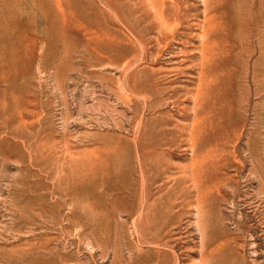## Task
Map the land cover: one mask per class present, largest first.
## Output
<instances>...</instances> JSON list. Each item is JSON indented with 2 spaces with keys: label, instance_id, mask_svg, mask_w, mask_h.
<instances>
[{
  "label": "rangeland",
  "instance_id": "1",
  "mask_svg": "<svg viewBox=\"0 0 264 264\" xmlns=\"http://www.w3.org/2000/svg\"><path fill=\"white\" fill-rule=\"evenodd\" d=\"M199 1L178 0L186 23L166 44L132 0H0V264H174L173 254L200 264L183 179L195 158L205 163L203 227L229 244L210 264H264V0ZM106 2L133 19L144 48ZM207 18L217 57L194 156L186 139ZM142 139L163 151L146 154L140 181Z\"/></svg>",
  "mask_w": 264,
  "mask_h": 264
},
{
  "label": "bare ground",
  "instance_id": "2",
  "mask_svg": "<svg viewBox=\"0 0 264 264\" xmlns=\"http://www.w3.org/2000/svg\"><path fill=\"white\" fill-rule=\"evenodd\" d=\"M133 1H135L134 3H133ZM201 1V0H200ZM199 1V2H200ZM208 1V0H207ZM207 1L205 0L204 2L205 3H207ZM201 2H203V0L201 1ZM200 2V3H201ZM203 2V3H204ZM126 3V2H125ZM132 5L136 8V11H137V13L139 12L140 13V16L143 14V13H145L143 16H145V17H148L149 16V13L150 14H152L153 15V17H154V20L156 21V27H157V30H156V36L155 37H153V41L155 40L156 41V43H159L162 39H164V40H166V44H167V42H169V41H167L168 39H170L171 38V40L172 39H174V38H176V36H178L179 34L177 33L178 32V28H179V26H180V24H183V22H184V17L180 14V5H178V0H170L169 1V3H170V6H174V12L173 13H171V14H169L168 13V11H167V9H166V2H165V0H132ZM106 5L111 9V10H113L112 12H113V15H114V17L119 21V23L121 22V23H124V24H126L127 25V27H128V29L131 31V33L133 34V36H134V38H136V43H137V45H138V47L140 46V47H143L144 48V45L146 46V43H147V41H143L144 39H142L141 38V34H139L138 35V33L135 31L136 29H137V25L135 24V22L133 21V19H132V21H131V19H129V17H127L126 16V14H125V12H124V10H123V8L122 9H118L117 11L114 9V8H112V7H110V3L109 2H106ZM206 4H204V9H208V10H211V7L210 6H208V5H206ZM184 6V5H183ZM189 6V5H188ZM196 6V5H195ZM201 6H203L202 4H201ZM187 8V7H186ZM173 9V8H172ZM203 9V10H204ZM185 10V9H184ZM205 10V11H206ZM204 11V12H205ZM201 12H203V11H200V13ZM127 13H128V11H127ZM189 14V13H188ZM203 14V13H202ZM139 16V17H140ZM188 16V15H187ZM203 17V19H204V16H202ZM187 18V17H186ZM187 20V19H186ZM189 20V19H188ZM155 21H154V23H155ZM189 22V21H188ZM187 22V23H188ZM203 22V21H202ZM184 23H186V22H184ZM118 24V23H117ZM192 24V23H191ZM200 25V24H199ZM201 25H202V23H201ZM183 26V25H182ZM186 26V25H185ZM185 26H183V27H185ZM187 27V26H186ZM191 27V26H190ZM203 31H202V33L200 32L199 34H201V36L198 34V36L197 37H201L200 38V40L202 39V42H201V46H200V48H199V53H197V54H199L200 55V60H197L198 61V63H197V66H198V68H199V73H197L196 72V74H198V78H197V82H195V84L197 83L198 84V87H197V90H196V93L194 94V95H192L190 98L193 100V103H194V106H193V108H192V112H193V116H195V118H196V120L193 122V121H191V125H190V127H189V130H188V132L190 133L189 135H190V137L188 138V139H186V140H188L187 142L189 143L190 141H191V145H190V147H191V151L190 152H192V154L194 155V156H196L197 155V153L199 152V148L200 147H202L203 146V139H201L200 137H202V134H203V131H202V129H203V125H201V120L198 118V117H200L201 116V114H202V112H203V102H204V100H205V94H207L206 93V90L207 89H205V87L209 84V81H208V79L210 80V78H211V76H212V71H213V63H214V58L216 59V57H217V53L214 51V47H213V43H211L212 41L210 40V37H211V35H210V33L213 31V29L215 28V26H214V19L213 18H207V19H205V21L203 22ZM180 28H181V26H180ZM198 28V27H197ZM197 28H195V29H197ZM200 28V27H199ZM191 29H192V27H191ZM194 29V28H193ZM186 30H187V28H186ZM201 30V29H200ZM199 30V31H200ZM188 31V30H187ZM191 31V30H190ZM198 31V30H197ZM120 32V31H119ZM118 32V33H119ZM186 34H187V32H185ZM191 33V32H190ZM193 33V32H192ZM181 34V33H180ZM184 35V34H183ZM189 35L190 34H188V37H189ZM151 36V35H150ZM182 36V35H181ZM192 36H193V34H192ZM111 37V36H110ZM128 38V37H127ZM155 38V39H154ZM186 38V37H185ZM192 38V37H191ZM196 38V37H195ZM129 40V39H128ZM179 40V39H178ZM181 40V39H180ZM189 40V39H188ZM195 40V39H194ZM196 40H198V39H196ZM113 41V40H112ZM183 41V40H182ZM186 41V40H185ZM181 42V41H180ZM200 42V41H199ZM175 43H177V42H175ZM184 43V42H183ZM182 43V44H183ZM181 44V43H180ZM181 44V45H182ZM176 45V44H175ZM188 45V44H187ZM190 45H191V43H190ZM155 46H157V45H155ZM193 47H194V45H192ZM158 47V46H157ZM184 47H185V45H184ZM191 47V46H190ZM174 48V47H173ZM172 48V49H173ZM189 48V47H188ZM108 49V48H107ZM140 49V48H139ZM156 49V48H155ZM178 49V48H177ZM190 49V48H189ZM180 52H182V51H186V50H180V49H178ZM197 49H195L194 50V53H195V51H196ZM164 51V50H163ZM187 51H189V50H187ZM146 52V51H145ZM174 52V51H173ZM177 54H179L178 52H176ZM183 54H184V52H182ZM181 53V54H182ZM168 54V53H167ZM166 54V55H167ZM149 55V54H148ZM185 55H187V53L185 54ZM192 55V54H191ZM198 55V56H199ZM152 56V55H151ZM150 55H149V57H151ZM161 56V55H160ZM169 56H171V55H169ZM189 56V55H188ZM120 57H121V55H120ZM146 57V56H145ZM163 57V56H162ZM178 57V56H177ZM128 58V57H127ZM140 58V57H139ZM139 58H138V60H139ZM152 58H153V56H152ZM173 58V57H172ZM189 58V57H188ZM191 58V57H190ZM199 58V57H198ZM87 59V58H86ZM89 59V58H88ZM105 59V58H104ZM109 59V58H108ZM149 59V58H148ZM151 59V58H150ZM163 59H164V57H163ZM167 59V58H166ZM168 59H170V58H168ZM186 59V58H185ZM248 59V58H247ZM127 60V59H126ZM183 60V59H182ZM95 61V60H94ZM109 61H110V59H109ZM109 61H107V64L109 63ZM137 61V60H136ZM166 61V60H165ZM169 61V60H168ZM188 61H190L189 59H188ZM187 61V62H188ZM106 62V61H105ZM111 62V61H110ZM123 62V61H122ZM153 62V61H152ZM179 62V61H178ZM185 62H186V60H185ZM191 62V61H190ZM89 63V62H88ZM113 63V62H112ZM121 63V62H120ZM137 63V62H136ZM135 63V64H136ZM150 63V62H149ZM182 63V62H181ZM116 64H118V61H117V63ZM172 64V63H171ZM112 65V64H111ZM173 65V64H172ZM179 65H180V62H179ZM252 65V64H251ZM132 67V66H131ZM130 67V68H131ZM159 68H160V66H158ZM186 67V66H185ZM118 68H120V66H118ZM138 68V67H137ZM151 68V67H150ZM154 68V67H153ZM163 68V67H162ZM168 68V67H167ZM188 68V67H187ZM194 68V67H193ZM197 68V67H196ZM190 70H192V69H190ZM126 71V70H125ZM127 71H128V69H127ZM177 71V70H176ZM195 71H197L196 69H195ZM195 71H193V72H195ZM124 72V71H123ZM125 73V72H124ZM139 73V72H138ZM138 73H137V75H138ZM179 73L180 74H184V72H183V70L181 69L180 71H179ZM178 73V74H179ZM145 74V73H144ZM252 75V74H251ZM123 76V75H122ZM124 76H125V74H124ZM139 76V75H138ZM139 79V78H138ZM124 80V79H123ZM125 82V81H124ZM185 82V81H184ZM190 82V81H189ZM188 82V83H189ZM126 83V82H125ZM139 86V85H138ZM137 86V87H138ZM178 86V85H177ZM124 87V86H123ZM171 87V86H170ZM181 87V86H180ZM194 87H196V86H194ZM126 88V87H125ZM179 88V87H178ZM181 88H183V87H181ZM120 89V88H119ZM123 88H121V90H122ZM126 89H128V87L126 88ZM173 91H177V89H173L172 90V92ZM144 92V91H143ZM156 92V91H155ZM160 92V91H159ZM187 92V91H186ZM189 92V91H188ZM194 92H195V90H194ZM122 93V92H121ZM209 93V92H208ZM128 94V93H127ZM187 94V93H186ZM211 94V93H210ZM124 96V95H123ZM128 96V95H127ZM133 96V95H132ZM143 96V95H142ZM141 96V97H142ZM188 96H189V94H188ZM207 96V95H206ZM126 97V96H125ZM136 97V96H135ZM138 97V96H137ZM122 99V98H121ZM127 99H128V97H127ZM126 99V100H127ZM140 99V98H139ZM149 99V98H148ZM140 100H142V99H140ZM139 100V101H140ZM144 102V101H143ZM142 102V103H143ZM166 102V101H165ZM185 102V101H184ZM130 103V102H129ZM148 103V102H147ZM164 103V102H163ZM176 103V102H175ZM144 104V103H143ZM162 104V103H161ZM166 104V103H165ZM145 105V104H144ZM144 105H142L143 107H144ZM148 105V104H147ZM159 106V105H158ZM163 106V105H162ZM130 107V106H129ZM129 107H128V109H129ZM137 107V106H136ZM152 108V107H151ZM143 109V108H142ZM145 109V108H144ZM147 109V108H146ZM148 109H150L149 107H148ZM169 109H170V107H169ZM179 109H180V107H179ZM154 110V109H153ZM183 112V111H182ZM144 113V112H143ZM178 114V113H177ZM176 114V115H177ZM181 115V114H180ZM139 123V122H138ZM189 124H190V122H189ZM136 126H137V124H136ZM189 126V125H188ZM137 128V127H136ZM166 128V127H165ZM137 132V131H136ZM187 132V131H186ZM184 135V134H183ZM185 135H188V134H185ZM189 139H190V141H189ZM186 140H184V141H186ZM140 141V143H139V145L138 146H136V149H137V157H136V159L138 158V164L137 165H139V169H138V173H139V176H140V181H142V179H143V171H144V169H145V165H144V159L146 158L145 156H146V154H157V153H159V152H161V151H163V149L162 148H158L155 144H153V143H148L147 144V150H144L143 149V144H144V140L142 139V140H139ZM134 142V141H133ZM186 143V142H185ZM187 144V143H186ZM246 144V143H245ZM180 145V144H179ZM187 145H189V144H187ZM240 146V145H239ZM179 148V147H178ZM181 148H183V147H181ZM185 148V147H184ZM188 149H190L189 147H187ZM241 148V147H240ZM239 148V149H240ZM245 148V147H244ZM186 149V148H185ZM187 149V150H188ZM246 150V149H245ZM251 150V149H250ZM129 150H127V152H128ZM205 151V150H204ZM243 151V150H242ZM262 151V150H261ZM123 153H124V151H123ZM135 153V152H134ZM224 153V152H223ZM259 154H260V152H258ZM257 153V154H258ZM262 153V152H261ZM264 154V153H263ZM116 155V154H115ZM125 155H127V153L125 154ZM158 155V154H157ZM191 155V154H190ZM205 155V154H204ZM260 155H262V154H260ZM134 156V155H133ZM220 156V155H219ZM263 156V155H262ZM202 157V156H201ZM200 157V158H201ZM249 157V156H248ZM257 157V156H256ZM133 158V157H132ZM206 158H208V157H206ZM253 158V157H252ZM251 158V159H252ZM211 159V158H210ZM201 160V159H200ZM200 160H198V158H195V160H192L191 161V165L190 166H188V169L189 170H186L185 172H184V174H183V179L185 178L186 180L188 179V181L189 182H191L192 183V188L191 189H193L194 190V197L196 198L195 199V202H196V208L197 209H195V210H197L199 213H198V215H196V216H198V217H196L197 218V220H196V225H195V227H197V230H199L200 231V234H201V239H202V241H201V245H200V250H199V254H200V259H201V261H200V264H210V262H212V260L214 259L215 260V258H214V255H222L223 253L225 254L226 253V251H227V248H229V244H228V242L227 241H225V242H221V241H218V237H216V236H213V237H211L210 235H209V237L207 236V234H206V230L205 229H207V228H205L206 226H207V224H208V222L205 224L206 226L205 227H203L204 226V224L202 223V222H205V220L203 221V219H204V215H205V213L202 211V207H204V203L207 201V198H208V195H207V191H206V188H205V185H204V181L203 180H201L199 177H200V175L202 174V171H203V168L205 167V163H204V160L202 159L201 161ZM259 160V159H258ZM261 160V159H260ZM263 160V159H262ZM249 161H251V160H249ZM257 161V160H256ZM129 162V161H128ZM209 162V161H208ZM253 163L255 162L254 160L252 161ZM256 163V162H255ZM259 163V162H258ZM258 163H257V165H258ZM260 163H262V161L260 162ZM259 163V164H260ZM115 165V164H114ZM135 165V164H134ZM255 165V164H254ZM264 165V164H263ZM113 166V165H112ZM245 166H246V164H245ZM251 166H252V163H251ZM250 166V167H251ZM262 166V165H261ZM119 167V166H118ZM128 167H129V165H128ZM253 167V166H252ZM130 168H132V166L130 167ZM137 168H138V166H137ZM259 168V167H258ZM135 169V168H134ZM182 169H184V167L182 168ZM181 169V170H182ZM249 169H251L252 170V168H249ZM261 171H263L264 170V168H263V170L261 169V167L259 168ZM119 170V169H118ZM254 170H256V168L254 169L253 168V170L252 171H254ZM130 171V170H129ZM250 171V170H249ZM251 171V172H252ZM127 172H128V169H127ZM127 172L125 173L124 172V174H126L127 175ZM131 172H132V170H131ZM256 172V171H255ZM254 172V173H255ZM251 174V173H250ZM256 175H258L257 173H255ZM254 174V175H255ZM260 174H262V172L260 173ZM117 175V174H116ZM264 175V174H263ZM128 176V175H127ZM260 176V175H259ZM130 177V176H129ZM182 177V176H181ZM254 177V176H253ZM256 177V176H255ZM254 177V178H255ZM264 177V176H263ZM135 178V177H134ZM167 178V177H166ZM260 178V177H259ZM129 179L130 178H128V183H129ZM257 180H259L258 178H256ZM123 180V179H122ZM133 180V179H132ZM134 180H136V179H134ZM133 180V181H134ZM171 180V179H170ZM251 180V179H250ZM259 181H261V179L259 180ZM124 182V181H123ZM123 182H121L120 184H122ZM125 183V182H124ZM127 183V184H128ZM135 183V182H134ZM250 183V182H249ZM261 183V182H260ZM118 184V183H117ZM119 184V185H120ZM126 184V185H127ZM131 184H132V182H131ZM129 185H130V183H129ZM133 185V184H132ZM255 185V184H254ZM261 185H262V183H261ZM260 185V186H261ZM122 186V185H121ZM128 186V185H127ZM129 187V186H128ZM191 187V186H190ZM262 187H263V185L261 186V189H262ZM124 188H126L125 186H124ZM130 188V187H129ZM190 189V190H191ZM264 189V188H263ZM258 190H259V188H258ZM257 190V191H258ZM134 191H136V187H135V190ZM143 191V190H142ZM264 191V190H263ZM262 191H260V193H261ZM132 193V192H131ZM257 193V192H256ZM260 193H258V194H260ZM263 198H264V195H263ZM145 199H146V197H145ZM185 201V200H184ZM183 202V201H182ZM203 205V206H202ZM150 206V205H149ZM171 208V206H168L167 207V209L166 210H168V209H170ZM191 208V207H190ZM193 209V208H192ZM204 210V209H203ZM206 217H207V214L205 215ZM207 219V218H206ZM148 221V218H147V216L145 217V220H144V223H146ZM25 223V222H24ZM31 224L32 223H30V226H31ZM261 224V223H260ZM194 225V224H193ZM257 225V224H256ZM21 226V225H20ZM146 226H148V227H151L150 226V224L149 223H147V225ZM260 227V226H259ZM135 228V227H134ZM187 228V227H186ZM257 228H258V226H257ZM255 229V228H254ZM11 230V229H10ZM250 230H251V228H250ZM252 230H253V228H252ZM158 231V230H157ZM264 231V230H263ZM27 232V231H26ZM132 232V231H131ZM135 232H136V235H137V237H139V231L136 229L135 230ZM159 232V231H158ZM253 232V231H252ZM12 233V232H11ZM264 233V232H263ZM10 234V233H9ZM14 234V233H13ZM199 234V235H200ZM253 234V233H252ZM253 236V235H252ZM252 236H250V237H252ZM200 237V236H199ZM256 238V237H255ZM180 239V238H179ZM252 240V239H251ZM250 241V240H249ZM261 241V240H260ZM182 242V241H181ZM251 243V242H250ZM257 243V242H256ZM256 243L254 244V245H256ZM260 244V243H259ZM119 245V244H118ZM249 245V244H248ZM253 245V246H254ZM122 247V246H121ZM257 247V246H256ZM258 248V247H257ZM260 248V247H259ZM36 249V248H35ZM45 249H47V248H45ZM120 249V248H119ZM263 249V248H262ZM28 250H30V248L28 249ZM31 250H33V249H31ZM31 250H30V252H31ZM43 250V249H42ZM35 251V250H34ZM19 252V251H18ZM172 252H173V250H172ZM258 252V251H257ZM22 253V252H21ZM118 253V252H117ZM30 254H32V253H30ZM46 254H48L49 255V258H50V255H51V253L49 252V251H47L46 252ZM53 254V253H52ZM133 254V253H132ZM21 255V254H20ZM22 256V255H21ZM20 256V257H21ZM31 256V255H30ZM131 256V255H130ZM158 256V255H157ZM171 256H172V254H171ZM170 256V257H171ZM257 256V255H256ZM35 257H37V256H35ZM35 257L33 256V259L35 260ZM162 257H164V256H162ZM161 256H160V258H162ZM22 258V257H21ZM27 258V257H26ZM25 258V259H26ZM40 258V257H39ZM53 258H54V256H53ZM120 258V257H119ZM118 258V259H119ZM131 258V257H130ZM165 258H166V255H165ZM172 258V257H171ZM217 258V257H216ZM221 258V257H220ZM230 258V257H229ZM121 259V258H120ZM118 260V261H120V263H118V264H134V261H128L127 260V262H125V261H121V260ZM173 259H175V261L173 260ZM173 261H174V264H180L181 263V261H180V259L178 258V256H176V255H174L173 254ZM226 259V258H225ZM232 259V258H231ZM14 260V259H13ZM27 260V259H26ZM25 260V261H26ZM39 260V259H38ZM117 260V259H116ZM136 260V259H135ZM167 260V259H166ZM219 260V259H218ZM17 261V260H16ZM28 261V260H27ZM46 261V260H45ZM44 261V262H45ZM53 261V260H52ZM157 261H159V262H157L158 264H163L164 262H165V260H163L162 259V261H160V260H158L157 259ZM169 261V260H168ZM226 261H228V260H226ZM230 261V260H229ZM232 261V260H231ZM234 262H232V263H235V260H233ZM29 262V261H28ZM32 262H34V261H32ZM55 262V261H54ZM47 263V262H46ZM45 263V264H46ZM52 263V262H51ZM167 263V262H166ZM170 263H172V262H170ZM237 263V262H236ZM3 264V263H2ZM169 264V263H168ZM182 264V263H181ZM195 264V263H194ZM225 264V263H224ZM228 264H229V262H228Z\"/></svg>",
  "mask_w": 264,
  "mask_h": 264
}]
</instances>
